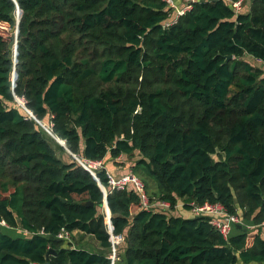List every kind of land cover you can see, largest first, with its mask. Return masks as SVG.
Listing matches in <instances>:
<instances>
[{
	"label": "trees",
	"instance_id": "16d2710c",
	"mask_svg": "<svg viewBox=\"0 0 264 264\" xmlns=\"http://www.w3.org/2000/svg\"><path fill=\"white\" fill-rule=\"evenodd\" d=\"M15 1L0 0V24L20 11L16 60L15 35L0 36V264H111L98 182L56 154L15 97L72 154L104 164L138 153L130 167L157 186L142 182L149 201L169 203L142 208L132 185L107 193L124 236L113 264H264V0L239 11L196 0L169 26L163 0ZM97 177L108 188L105 169ZM192 201L219 202L244 225L224 239ZM61 228L100 250L57 239Z\"/></svg>",
	"mask_w": 264,
	"mask_h": 264
},
{
	"label": "built area",
	"instance_id": "2783aa9c",
	"mask_svg": "<svg viewBox=\"0 0 264 264\" xmlns=\"http://www.w3.org/2000/svg\"><path fill=\"white\" fill-rule=\"evenodd\" d=\"M167 2L171 7L174 8V16L167 20L164 23V26H169L176 22L178 16L185 13V11L189 10L192 7V4L196 0H184V4L182 7H178L173 0H163ZM243 0H236L232 1V6L236 11H239L242 7ZM22 107V106H21ZM73 157L75 160L86 170L88 171L94 179L98 183H101L97 177V171L100 169H105L106 176L108 178V188H106L103 185L104 192L107 194L111 192L114 189H124L128 185H132L140 194L141 200H140V206L142 208L150 209V208H162L166 209L169 208V203L165 201H155L150 202L149 198L144 190V185L141 181V179L132 173L131 171L123 174L121 176H114L111 172H109L102 162V160H94V159H88L83 158L78 155L73 154ZM102 185V184H101ZM190 211L195 215H206L210 217L209 223L215 227L222 235L224 239H227L230 235V232L233 228V226L241 225L243 226L244 223L242 222L241 218L236 214L228 213L226 208L219 202L211 203V202H203L201 204L195 203V202H189ZM106 217H108V222L106 223L107 230L109 233V241L111 244L110 247V258H111V264L114 263L115 256H116V247L118 244L123 240L124 236L121 234H114L112 232V226L110 222L109 215L104 213ZM0 225L6 226V223L2 220L0 221ZM22 233H25L27 235H30L29 232L22 230ZM71 235L72 231H69L65 228H61L60 231L56 234L57 239H64L71 241ZM32 264H39L38 262H33Z\"/></svg>",
	"mask_w": 264,
	"mask_h": 264
},
{
	"label": "rangeland",
	"instance_id": "374dc122",
	"mask_svg": "<svg viewBox=\"0 0 264 264\" xmlns=\"http://www.w3.org/2000/svg\"><path fill=\"white\" fill-rule=\"evenodd\" d=\"M243 9H245V8H243ZM11 28L12 27H10L8 25L0 24V36H2L4 38H8L11 34H14L15 35V32L12 31ZM243 59H245L246 61H248L253 66L262 67L260 61L254 59L252 56H245ZM15 101L18 102L20 104V106L21 105L24 106L22 100H21L22 102H20V101L17 100V98H15ZM41 123H42V125L44 127H46L47 129H49V127L44 122H41ZM58 141L61 143L62 140L58 139ZM54 148L56 150V154L60 158H62V159H65V157H66L65 154L70 155V153L67 152L64 148H63V150L65 152L59 150L55 145H54ZM138 157H139V154L135 152L131 157H128L126 155L125 157H123L124 158L123 160L124 161H128L129 160V161H132L133 163H135V161L138 159ZM129 168L131 169L132 173H134L135 175H137L142 180V182L143 181H146L148 183V185L150 187V190H149L150 192L157 190V186H156L155 181L152 178L148 177L146 174H144L139 167H135L133 170H132V167H129ZM157 209H159V208H157ZM99 212H101L103 214L105 213V207H104V205L99 208ZM106 219H107V217L104 214V221L105 222H108V219L107 220ZM252 229H254V228L250 227L249 230H252ZM17 233H22V230L17 229ZM247 241L248 242H251V236H250V234L246 238V242ZM71 243H72V246L73 247H83V248H86V249H89V250H92V251L93 250L98 251V249H99V244L94 239V237L89 236L88 234H85V233H81L80 231H77L75 234H72L71 235ZM117 247H118V251L121 250L123 248V242H121V244L119 246H117ZM115 258H116V256H115ZM237 264H240V262L237 263ZM248 264H262V263L261 262H251V263H248Z\"/></svg>",
	"mask_w": 264,
	"mask_h": 264
},
{
	"label": "water",
	"instance_id": "95a60500",
	"mask_svg": "<svg viewBox=\"0 0 264 264\" xmlns=\"http://www.w3.org/2000/svg\"><path fill=\"white\" fill-rule=\"evenodd\" d=\"M14 2L17 4V2L14 0ZM19 14H20V11H19V8H18V6H17V10H16V24L11 28V30L12 31H14L15 32V43H14V58H15V60H16V48H17V40H16V37H17V32H18V22H19ZM232 58V56L231 55H228V56H226L225 57V59H224V62L223 63H226L229 59H231ZM14 78H15V71H13V73H12V81H14ZM16 98V97H15ZM18 103V102H17ZM19 104V103H18ZM20 105V104H19ZM22 106V105H21ZM29 114H30V116H32L34 119H35V121L52 137V139L58 144V145H60L62 148H64L67 152H69L72 156H73V154L71 153V151L66 147V145H65V141H64V143H60L59 141H58V139H60L59 137H57V136H55L49 129H47L46 127H44L43 125H42V123L39 121V120H37L34 116H33V114L26 108V106L24 105V106H22ZM62 140V139H61ZM98 186H99V188L101 189V191L103 192V197H104V199H103V205H104V207H106L107 209L106 210H108L109 211V208H108V206H107V194L104 192V188H103V185H101V183H98ZM63 201H65L64 199H63ZM83 205H85V206H92L93 205V203L91 202V201H85V202H83ZM105 210V211H106ZM109 217H110V211H109ZM237 227H239V228H242V226L241 225H236ZM50 253H52V254H55L56 252L53 250V249H49L48 250V252L46 253V258H48V256H49V254Z\"/></svg>",
	"mask_w": 264,
	"mask_h": 264
},
{
	"label": "crops",
	"instance_id": "0c3cea01",
	"mask_svg": "<svg viewBox=\"0 0 264 264\" xmlns=\"http://www.w3.org/2000/svg\"><path fill=\"white\" fill-rule=\"evenodd\" d=\"M174 3L177 5V2L176 1H181V0H173ZM61 143H64L61 141ZM123 157H125L124 155H120L114 159H111L109 157H106L104 159V167L109 171L111 172L114 176H121L123 174H126L128 172L131 171V169L129 168L130 165H133V162L132 161H124ZM132 172V171H131ZM183 201L182 200H179L178 203L176 204L175 208L176 209H180V207H182L183 205ZM175 212L177 213L178 211L175 210ZM179 213V212H178ZM78 230H73L72 231V234H75ZM82 233V232H81ZM91 236V235H89ZM100 250V247L98 249V251Z\"/></svg>",
	"mask_w": 264,
	"mask_h": 264
},
{
	"label": "bare ground",
	"instance_id": "6f19581e",
	"mask_svg": "<svg viewBox=\"0 0 264 264\" xmlns=\"http://www.w3.org/2000/svg\"><path fill=\"white\" fill-rule=\"evenodd\" d=\"M17 100H18V101H20V102H22V101H23L22 99H20V98H18V97H17ZM21 100H22V101H21ZM23 104H24V101H23ZM24 105H25V104H24Z\"/></svg>",
	"mask_w": 264,
	"mask_h": 264
}]
</instances>
